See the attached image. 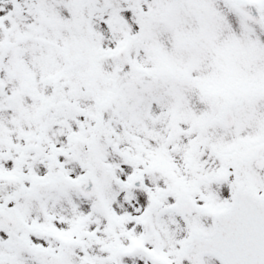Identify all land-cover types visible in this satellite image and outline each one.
<instances>
[{"label":"snow or ice","instance_id":"1","mask_svg":"<svg viewBox=\"0 0 264 264\" xmlns=\"http://www.w3.org/2000/svg\"><path fill=\"white\" fill-rule=\"evenodd\" d=\"M0 264H264V0H0Z\"/></svg>","mask_w":264,"mask_h":264}]
</instances>
